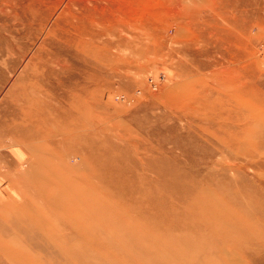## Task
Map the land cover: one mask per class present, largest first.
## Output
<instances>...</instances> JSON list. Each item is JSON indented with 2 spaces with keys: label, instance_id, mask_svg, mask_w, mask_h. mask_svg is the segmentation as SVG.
<instances>
[{
  "label": "bare ground",
  "instance_id": "1",
  "mask_svg": "<svg viewBox=\"0 0 264 264\" xmlns=\"http://www.w3.org/2000/svg\"><path fill=\"white\" fill-rule=\"evenodd\" d=\"M82 27L73 39L84 88L72 87L58 96L45 88L43 70L37 68L35 95L26 93L23 105L17 97L10 98L14 111L25 109L28 115L27 125L13 121L25 124L19 139L30 148V141H36L35 160L45 168L35 175L36 186L46 203L39 210L24 206L13 217L1 214L0 257L10 264H137L128 262L133 257L117 246L127 245L150 257L154 246L177 241L184 249L153 258L175 257L185 264H253L241 256L264 255V80L249 67L242 69L234 81L220 82L233 87L231 99L220 97L209 111L210 92L195 97L200 104L196 110L209 116L191 126L176 122L170 128L173 136L164 138L177 139L171 143L182 148L187 167L179 166L168 152L162 161L146 163L138 149L133 150L135 138L113 132L92 117L94 105L84 95L108 74L105 65H112L115 57L95 53L100 46L90 38L96 36ZM217 38L229 47L240 42L234 32L219 31ZM241 116L244 126L232 127L231 121ZM75 152L86 164L83 171L70 162ZM221 156L233 160L225 158L228 163L221 168ZM167 228H180L184 234L175 236ZM107 231L120 238L107 237ZM206 242H211L208 248H201Z\"/></svg>",
  "mask_w": 264,
  "mask_h": 264
},
{
  "label": "rangeland",
  "instance_id": "2",
  "mask_svg": "<svg viewBox=\"0 0 264 264\" xmlns=\"http://www.w3.org/2000/svg\"><path fill=\"white\" fill-rule=\"evenodd\" d=\"M80 23L96 36L90 38L100 46L95 53L115 57L112 65H105L108 74L83 93L94 105L92 117L113 132L135 138L133 150L137 148L146 163L162 161L168 152L179 166L187 167L182 148L171 143L177 139L164 142V138L173 136L170 128L176 122L191 126L209 116L205 110L202 114L196 110L200 104L195 97L209 91V111L221 98L231 99L233 87H223L220 82L234 81L242 69L249 67L259 81L264 80V0H0L1 217H13L24 206L37 210L45 206L36 186L35 175L45 171L35 160L36 141H30L31 149L29 142L17 137L28 124V115L25 109L14 111L10 98L26 104L25 94L35 95L33 70L37 68L43 70L45 88L58 96L72 87L84 88L86 82L78 71L80 59L74 56L73 38L77 39ZM219 31L234 32L240 42L229 47L217 38ZM189 95L192 98L186 102ZM15 118L26 123H15ZM231 123L243 127L246 120L241 116ZM79 156L73 153L70 162L83 171L86 164ZM223 157L221 168L233 160ZM150 178L156 182L155 177ZM167 233L184 234L180 228H167ZM105 235L120 238L112 231ZM3 237L8 239L4 230ZM208 243H202L201 248H208ZM117 249L133 257L128 262L137 264H185L175 257L153 258L184 249L177 241L154 246L150 257L127 245ZM263 256L254 252L241 257L264 264ZM0 264L10 262L2 256Z\"/></svg>",
  "mask_w": 264,
  "mask_h": 264
}]
</instances>
